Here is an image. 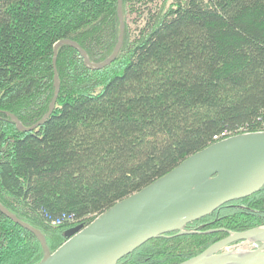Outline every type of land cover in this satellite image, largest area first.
I'll list each match as a JSON object with an SVG mask.
<instances>
[{
	"label": "trees",
	"instance_id": "obj_1",
	"mask_svg": "<svg viewBox=\"0 0 264 264\" xmlns=\"http://www.w3.org/2000/svg\"><path fill=\"white\" fill-rule=\"evenodd\" d=\"M0 0V205L54 251L74 226L189 155L264 124V0ZM62 221L59 225L51 222ZM264 226V186L153 238L116 264H178L228 232ZM241 242V241H239ZM237 243V242H236ZM259 245V243H258ZM36 237L0 212V264H37Z\"/></svg>",
	"mask_w": 264,
	"mask_h": 264
},
{
	"label": "water",
	"instance_id": "obj_2",
	"mask_svg": "<svg viewBox=\"0 0 264 264\" xmlns=\"http://www.w3.org/2000/svg\"><path fill=\"white\" fill-rule=\"evenodd\" d=\"M119 32L108 57L89 60L76 42L62 39L53 46L54 91L46 113L34 124L24 126L7 113L20 131L42 125L52 113L59 91L55 62L61 45L75 48L89 69L110 64L123 41L121 0H117ZM264 186V131L243 132L215 141L189 155L163 176L115 202L86 226L77 225L68 238L51 251L42 232L21 221L0 205V212L30 231L42 248L37 264H116L150 239L167 233H190L184 227L209 215L221 205L247 197ZM239 241L259 243L245 251L224 250ZM178 264H264V226L228 232L197 255Z\"/></svg>",
	"mask_w": 264,
	"mask_h": 264
},
{
	"label": "rangeland",
	"instance_id": "obj_3",
	"mask_svg": "<svg viewBox=\"0 0 264 264\" xmlns=\"http://www.w3.org/2000/svg\"><path fill=\"white\" fill-rule=\"evenodd\" d=\"M251 242L250 241H241L237 243H233L226 247L224 250H231V251H245L250 250Z\"/></svg>",
	"mask_w": 264,
	"mask_h": 264
},
{
	"label": "built area",
	"instance_id": "obj_4",
	"mask_svg": "<svg viewBox=\"0 0 264 264\" xmlns=\"http://www.w3.org/2000/svg\"><path fill=\"white\" fill-rule=\"evenodd\" d=\"M257 131H264V124H262V129L257 130ZM51 223H52L53 225H59V224L62 223V221H61L60 219H55V220H53ZM250 242H251V247H250V249H255V248L258 247V243H257V242H252V241H250Z\"/></svg>",
	"mask_w": 264,
	"mask_h": 264
}]
</instances>
